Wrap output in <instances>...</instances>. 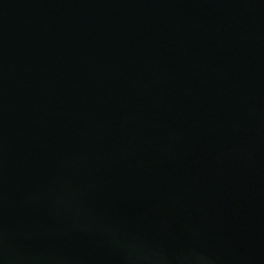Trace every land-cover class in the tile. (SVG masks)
I'll return each instance as SVG.
<instances>
[{"label": "water", "instance_id": "obj_1", "mask_svg": "<svg viewBox=\"0 0 264 264\" xmlns=\"http://www.w3.org/2000/svg\"><path fill=\"white\" fill-rule=\"evenodd\" d=\"M0 264H264V0H0Z\"/></svg>", "mask_w": 264, "mask_h": 264}]
</instances>
